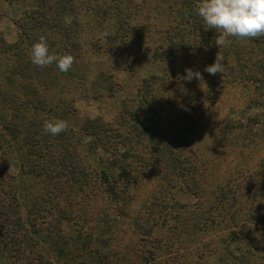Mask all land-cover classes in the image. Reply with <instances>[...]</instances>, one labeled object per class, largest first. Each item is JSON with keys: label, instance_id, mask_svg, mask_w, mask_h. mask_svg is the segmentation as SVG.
<instances>
[{"label": "rangeland", "instance_id": "1", "mask_svg": "<svg viewBox=\"0 0 264 264\" xmlns=\"http://www.w3.org/2000/svg\"><path fill=\"white\" fill-rule=\"evenodd\" d=\"M131 2L135 4L132 24L139 27L140 35L131 34L126 39L115 42L109 41L110 31L106 25L97 28L91 23L92 16L90 18L82 8L75 11L73 15H78L77 22L84 29L81 36L83 51L70 68L72 78L63 80L59 91L43 92L42 96L47 100L49 110L40 114L39 119L44 122L54 119L51 113L53 111L60 120L67 121L68 129L71 128L77 135H80V128L86 121L99 120L118 129L120 134L125 135L129 131L128 136L132 134L136 138L133 145L142 136L140 125H134L133 121L150 115L141 102L144 95L151 101L171 103L178 108L175 113H179L180 109L184 111H180L179 115L185 114V111L208 115L210 121L202 126L201 134H191L193 142L189 146L198 154L202 150L204 155L202 160L205 162L207 185L200 180L197 188L214 193L217 185L230 178V183L236 186L232 192L234 200L240 205L234 215L240 220L236 223L231 220L228 223L232 224H227L224 228H212L206 234L192 235L190 224L199 223L198 218H202L198 207L202 204L199 197L177 189L169 199L167 196L161 198L155 192L161 187L162 181L158 180L157 174L152 179L146 172V177L143 176L132 184L130 208L125 212L126 217L120 211L121 206H117L120 210L114 216L116 203H112L101 193L99 200L92 199L89 202L87 210L79 205L76 197L70 195L60 207L73 212L72 219L82 222L84 231L77 229L75 223L71 222L63 224L60 236L67 239L90 236L94 244L88 251H75V248L62 250L56 243V250L61 249L66 255L61 256L60 260L57 259L60 255L53 253V248L47 242L41 243L36 264H70L71 262H67L70 260L78 264L79 256L84 255L86 264L89 261L90 264H104L98 260L103 253L110 259L106 258L107 261L113 264L123 260L132 264H184L186 257H190L193 264H238L239 259L241 264H264V36L243 39L228 37L230 43L219 48L215 44L218 34L215 30L208 29L197 14L199 0ZM97 5H102V2L92 4L91 7L96 9ZM34 9V0H0V33L6 43L18 45L20 40L27 46L28 42L23 39L18 26L26 24L25 16ZM104 9L108 11V8ZM189 18L190 22L187 21ZM72 19L69 16L66 22L69 23ZM177 24L186 30L185 42L178 44H186L188 48L175 50L169 46L168 33L174 35L173 27H178ZM195 24L199 25V30ZM190 48L192 49L189 50ZM218 53L223 57L224 70L215 75L209 74L205 68L215 62ZM4 62L3 74L12 64L11 61L3 60ZM186 69L201 73L203 79H184ZM236 75L241 82L235 79ZM7 83L4 80L3 86ZM56 105L57 108L54 109ZM153 109L157 113L153 121L156 124L150 125V134L157 133L160 124L164 123L161 115L172 112L161 105ZM11 117L10 109L0 110V136L4 121H9ZM146 140V136L140 139L143 144L141 151L139 147L131 150L136 159L153 153L152 143ZM88 141L91 139H85L83 143ZM0 144L3 147L1 137ZM231 146L235 147L233 153H226ZM116 147L119 151L126 149L120 145ZM15 150L16 147L0 149V192L3 191V182L18 185V202L23 207L29 201L43 197L45 186L38 178L20 175ZM85 150L86 148H82L81 154H85ZM93 153L94 156L88 159L92 168H96V155L100 156L99 162L102 163H107L110 159L108 154L98 152L97 149L91 154ZM187 154L189 155L188 152ZM134 161L135 158L129 160L131 171L135 169ZM234 165L240 168L239 175L233 173ZM104 167L107 168L106 165ZM227 167L229 171H225ZM138 175L140 172L132 175L131 179H136ZM114 179L118 180L116 176ZM125 181L127 179L121 182L118 180L122 201L128 200L129 195L122 190ZM237 184L240 186L239 191ZM0 197L2 198L1 194ZM172 200L181 206L177 208V224L165 221L167 212L162 209L158 208L152 214L161 202L171 204ZM233 211L231 209L229 213L232 214ZM54 215L57 216L55 211ZM112 218L120 221L121 225L115 227L110 235L107 229ZM147 218L159 227L155 228L154 238L144 237L141 228L132 225L135 219L142 222V219ZM111 226L113 227L112 224ZM175 227L182 231L181 237L175 235ZM159 229L161 233L157 235ZM230 230L242 231L237 235L235 243L230 240L224 242L225 237L229 238L233 233ZM119 234L123 237H118ZM116 237L115 241L111 240ZM155 240L158 242L152 244ZM1 248L0 246V264H17L18 261L8 259ZM94 251L99 255H93L91 252ZM124 251L128 255L125 256ZM117 253L119 255L116 258ZM196 255L204 258H192Z\"/></svg>", "mask_w": 264, "mask_h": 264}, {"label": "trees", "instance_id": "2", "mask_svg": "<svg viewBox=\"0 0 264 264\" xmlns=\"http://www.w3.org/2000/svg\"><path fill=\"white\" fill-rule=\"evenodd\" d=\"M99 2H102V5H97L96 9L91 7L92 4ZM34 4L35 9L25 16L26 24L18 26L23 39L28 42L27 46L20 40L18 45L8 44L0 33V110L10 109L12 112L11 119L4 121V126L1 127L3 132L0 137L3 139V147L0 144V149L16 147L14 154L18 160L20 175L38 178L41 183H44L45 193L38 200L29 201L21 207L16 191L18 185H13L12 182H3V191L0 192L2 196V198L0 197V246L3 254L8 259L18 261L17 264H36L41 243L47 242V245L53 248V253L56 252L60 255L57 257L60 260L61 256H66L62 251L64 249L75 248V251L78 249L88 251L94 244L92 237L81 236L78 238L75 236L67 239L60 236L63 224L68 225L71 222L75 223L77 229L84 231L83 223L79 220L76 221V218L73 220V212L61 208V204L65 203L72 195L79 200V205L87 210L89 202L92 199L99 200V193H101L112 203L113 201L116 203L114 216H117V212L120 210L117 206H121L120 211L125 216V212L130 208L132 184L135 180L142 179L143 176L146 177V172L148 176L153 177L152 179H155L157 174L158 180L162 181L161 187L159 186V190L155 192L161 198L167 196L169 199V196L177 189L199 197L202 204L200 203L198 207L201 210L202 218H198L199 223L186 225L190 227L192 235L195 233L206 234L212 228H224L227 224H232L228 222H238L240 219L234 214L240 205L238 201L234 200L232 192L236 186L230 183V178L226 179L223 184L217 185L214 193H210L204 188H197L200 180L205 186L207 185L205 162L202 160L204 155L201 153L202 150L198 154L192 151L189 146L193 142L192 135L201 134L202 126L210 121L208 115L201 116L196 113H186V111L185 114L179 115L181 109L179 113H175L177 112L175 109L178 108H175L171 103L167 104L163 100H157L159 102L157 104L156 101L146 99V95H144L141 102L150 115L142 119L136 118L133 121L134 125H140L139 129H142V136L133 145L132 142L136 138L132 134L129 137V131H126L125 135L120 134L118 129L99 120L86 121L80 128V135L75 134L71 128H67L66 131L55 136L44 131V121L39 119V115L47 113L49 109L47 100H44L42 96L43 92H47V90L49 92L59 91L62 81L68 80L72 76L70 69L67 72H61L56 63L46 67H39L32 63L31 48L34 43L39 41L40 36L46 38L50 54L55 52L57 55L71 54L75 59L80 57L84 45L81 42L84 29L77 22L78 15H73L79 7L83 9L84 13H88L90 18L92 16L91 23L95 24L97 28L106 25L110 31L109 41L126 39L131 34L140 35V29L132 24V10L135 4L131 0H34ZM104 8H108V11ZM69 16H72L73 19L67 23ZM190 19L187 21L190 22ZM177 25L178 27H173L174 35L168 31L169 46L175 50L182 47L188 48V45L184 43V45L178 44L185 42L184 32L186 30H183L179 26L180 24ZM195 26L199 30V25L195 24ZM3 60L12 62L4 74L3 67L6 62L3 63ZM235 79L241 82L237 75ZM4 80L8 81L6 86H3ZM158 105L164 109L172 110V112L161 115L164 123L160 124L157 133L150 134V125L156 124L153 121H155L157 113L153 108ZM56 108L57 105L54 109ZM51 113L54 119H59L53 111ZM162 118L159 117V119ZM176 122L178 126H176ZM144 136L148 138L146 142L152 143L153 153L145 157L138 156L136 159L131 150L139 147L141 151L143 144L140 143V139ZM88 138L91 141L84 144L83 141ZM117 145L126 149L119 151ZM82 148H86L85 154H81ZM94 149L108 154L109 161L107 163L99 162L101 158L96 155V168H92L88 159L96 153L91 154ZM234 149L235 147L231 146L226 153L232 154ZM133 158H135L133 162L135 169L131 171L132 166L129 164V160ZM103 165H106L107 168H103ZM232 168H234L232 170L235 175L240 174V168L237 165ZM225 171H229V167ZM139 172L140 175L136 179H131L132 175ZM114 176L118 178L119 182L127 179L128 182L125 181L122 184V190L129 193L128 200L122 201L120 198L119 182L114 179ZM239 190L240 186L237 184V191ZM180 207L173 200L171 204L161 202L155 207L156 210L152 214H155L158 208L162 209L167 212L165 221L170 220L177 224L179 222L177 208ZM231 209H234L232 214L229 213ZM54 211L57 214L56 217ZM113 218L109 220L110 227L107 229L110 235L115 227L118 228V225H121L120 221ZM132 222L133 226L141 228L144 237H156L154 235L155 228L159 227L150 219H142V222L141 220L137 222L135 219ZM173 230L177 237H181L182 231H178L177 227ZM231 232L233 231L230 230ZM160 233L159 229L157 235ZM241 233L242 231L231 233L229 238L225 237L224 242L226 240H230L232 243L237 242V235ZM119 236L122 235L119 234ZM116 239L117 237L111 240L115 241ZM156 242L158 241L155 240L151 243ZM56 243L62 250H56ZM91 253L99 255L97 251ZM124 254L128 255L125 251ZM118 255L119 253L115 255L116 258ZM84 256H79L78 264H86ZM106 256L103 253L98 260L104 264H113L107 261L108 257ZM192 258L202 260L204 256L196 255ZM108 260L110 259L108 258ZM67 262L75 264L72 260ZM87 264H90V261ZM116 264L132 263L123 260ZM184 264H193V262L190 257H186ZM238 264H241L240 259Z\"/></svg>", "mask_w": 264, "mask_h": 264}, {"label": "clouds", "instance_id": "3", "mask_svg": "<svg viewBox=\"0 0 264 264\" xmlns=\"http://www.w3.org/2000/svg\"><path fill=\"white\" fill-rule=\"evenodd\" d=\"M196 7L197 14L208 29H213L218 34L215 44L219 48L230 43L228 37L243 39L264 36V0H199ZM30 58L32 63L39 67L56 63L61 72H67L75 62V57L71 54H50L44 36H40L39 41L32 45ZM223 70V57L219 53L215 62L205 68V71L212 75L222 73ZM185 71L187 75L184 79L188 81L193 77L203 79L199 72L194 73L191 69ZM67 128V121L58 119L46 120L43 125L44 131L53 136L59 135Z\"/></svg>", "mask_w": 264, "mask_h": 264}]
</instances>
